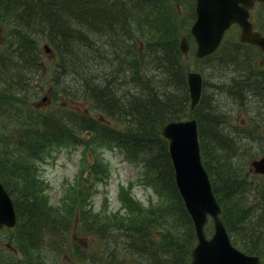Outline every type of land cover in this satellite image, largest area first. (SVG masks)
<instances>
[{
    "label": "trees",
    "instance_id": "trees-1",
    "mask_svg": "<svg viewBox=\"0 0 264 264\" xmlns=\"http://www.w3.org/2000/svg\"><path fill=\"white\" fill-rule=\"evenodd\" d=\"M179 2L0 0V180L12 198L17 216L12 234H16L18 244L12 246L20 252L19 258H15L18 264H46L39 245L47 244L49 250L56 252L55 240L64 241L69 230L77 231V224L89 228L86 234L98 236V245H106V238L112 242L104 254L76 248L78 259L84 256L93 259L96 253L98 258L93 262L105 264H190V250L196 241L194 227L176 188L167 141L160 132L163 124L185 119L189 114L186 71L190 63L183 61L185 54L179 49L183 17ZM194 17L192 8L185 21ZM254 21L257 24L258 18ZM44 42L57 59L50 60L52 64L47 66L42 63L44 51L38 45ZM235 43L239 49L247 45L246 50H230L222 43L202 62L208 64L213 76L227 78L219 84L218 89L227 83L218 93L229 95L245 106L262 105L264 111V64L259 69L251 64L264 54L250 44ZM220 65L229 68L215 72ZM236 65L243 66L240 72L245 75L229 79ZM34 70L43 77L49 75L48 83L37 96L31 92L30 96L21 94L29 86ZM32 84H38V80ZM251 86L256 89L250 91ZM44 91L45 94L61 91L63 100L68 97L75 103L87 100L99 116L88 114L85 108H73L67 101L43 111L30 106ZM30 97L33 100L29 101ZM205 98L206 93L201 100ZM211 106L207 109L200 101L192 113L198 120L202 161L232 241L244 252L259 255L263 264L261 246L264 248V243L254 240L259 236L247 235L254 231L264 235V194L261 186L251 184L241 170L237 174L228 170L233 168L246 140L224 132L219 127L220 117L213 113ZM246 114L258 126L263 112L252 107ZM26 116L31 118L24 121ZM214 145L225 152L216 162V170L208 161ZM105 146L116 149L125 160L137 166L142 179L158 198L168 201L160 210L161 220L158 208L154 209V215L153 211L138 212L131 224L125 223L131 220L126 219L130 215L121 216L119 211L93 212L89 190H96L107 178L105 167V176H89L95 183L85 179L86 184L76 193L78 206L68 208L69 215L57 212V217L51 213L44 198V183L29 178L32 164L54 150L82 147L89 150L88 154L98 155ZM94 163L99 166V160ZM254 191L263 196L254 200L249 196ZM122 196L130 204L136 202L131 195L123 193ZM116 220L117 225L111 223ZM163 224L170 234L165 244L164 239L158 242L152 232L154 226ZM179 227L184 230L181 240H178ZM47 233L54 239L45 240ZM27 251L31 253L29 261H25Z\"/></svg>",
    "mask_w": 264,
    "mask_h": 264
},
{
    "label": "rangeland",
    "instance_id": "rangeland-1",
    "mask_svg": "<svg viewBox=\"0 0 264 264\" xmlns=\"http://www.w3.org/2000/svg\"><path fill=\"white\" fill-rule=\"evenodd\" d=\"M194 4L195 0H180L178 7L179 12L182 11L181 13L183 14L182 21L180 22V25H182L180 36L184 35L189 37V52L188 54L184 55L183 61H185L186 63H190V70L197 71L202 75L203 84L201 98H204L205 93L206 98L200 101L202 102V105L207 109L208 106L212 105L211 110H213L214 114L220 117L219 123L221 125L219 124V127L224 132H227L228 134L233 136L235 139L244 138L246 140L244 141V146L242 145V148L239 150L240 152L239 156H237L238 158L236 157L233 162V168L231 166V169L228 166V170H234L236 174L242 171V174L245 175L248 167H252L251 161L264 156L263 106L247 105L244 108L242 105V109L241 107H239V103L233 100L229 95L218 93L220 88L225 87L227 83L222 84V86L218 89L219 84L223 83V80L227 78H219L213 76L209 72L208 64H204L202 60H194V51L196 48V44L192 37L189 35V29L193 24V19L188 20L187 22L185 21V16L187 17V13L189 10L191 13L192 8H194ZM256 18H258V23L256 24L257 29L260 31H264V6L260 5L258 10H256L255 19ZM11 25H13L12 22ZM235 41L238 42L237 32L232 31L226 34L223 44H227L230 50H246L245 48L247 47V45H244L243 48L239 49V46H237ZM45 43L47 42L38 44L40 46V50L44 51L43 45ZM43 55L44 56L42 58V63H44L46 66L52 64L50 60H57L54 57L52 48L51 51L47 53H45L44 51ZM251 64L253 65L254 69L262 68V65L264 64V57L253 59L251 61ZM223 68L229 67H225L224 65L217 66L215 68V72L216 70H220ZM242 68L243 66L238 65L235 69L234 74H232L228 78L231 79L235 77L236 79H239L243 77L245 74L240 72ZM28 71H30V69H28ZM202 71L206 74L205 77ZM31 73L32 75L30 76L29 86L26 85L25 87L27 88L23 90L21 94L24 92L25 94H28L30 96L31 92L34 94V96H37L40 93L42 87L46 83H48L47 80H49V75L43 77L37 70H34ZM36 80H38V84H32ZM248 89H250V91H253L254 89H256V87L251 86V88ZM212 93H214V96H212ZM65 96L68 95L65 94ZM33 98L34 97H30L28 98V100L31 101L33 100ZM249 99H251L252 101L254 100V98L251 97H249ZM34 101H37V103L35 104L34 102L30 106L38 109L39 111H43L51 105L59 104L61 101H67V104L72 103L71 106L73 108L76 107L79 110L81 108H85L86 112H88V114H91L92 116H96L97 114V111L95 110V108H93L94 106L91 103H88L87 100L85 103H75L68 99V97L66 98V100H63L61 91L58 94H45L44 91L42 94H40L38 100L36 99ZM252 107L257 111L263 112L261 117L262 120L259 122L258 126L254 122H252L248 118V114H246V111H250ZM98 116L99 113L96 117ZM190 117H192V114L189 113L188 117L186 118ZM30 118L31 116H26L24 121H27ZM21 123H23V121H21ZM239 128H241L242 131ZM98 147H101V145H99ZM81 148L82 147L63 148L57 151L54 150L51 153L47 152V157L43 158V160L41 159L39 162H34L32 164V168L28 171L29 178H34L37 182L44 183V198L47 202V205L49 206V209H51V213L54 216L59 217V214L57 212H59L61 215H69L71 211L68 210V208L78 206V203L76 202V193L80 190V186L86 182L85 179L88 178L87 182L95 183L91 178H89V176H105V174L103 175V170L105 167L107 169L105 173L108 174L107 178L104 179L103 182H100L98 184L96 190H94L93 188L89 190L91 193V206L93 212H102L105 210L119 211V214H121V216L126 214L130 215L126 217V219H129L130 217L131 220H125V223L131 224V222L133 221V217L139 214L138 212L150 213L153 211L152 214L154 215V209L158 208L157 213H160L161 217L159 220L162 219V213L160 212V210L168 205V201L158 198V196L154 193L152 187L147 185L146 182L142 179L140 170L137 166H134L132 163L125 160L123 158V155L119 151H117L116 149H110L109 146L102 147L101 149H103L104 151H102V153L98 155H90L88 154L89 150H87L86 148L82 150ZM224 154L225 152L219 150L218 146L214 147L213 154H210V157L208 158L210 167L212 169L216 170V162H218V160L222 158ZM96 160H99V166L94 163ZM100 164H102V166ZM257 175V177H254V175H247L248 177H246L248 178L247 180L249 182L254 181L255 185L258 183L262 188V193L264 194V174ZM254 192L255 193H251L249 195L254 200H257L258 196H263L262 193L257 194L256 191ZM123 193L128 196L131 195L132 197H134L136 202H134V204L128 203V201H126L125 199V196H122ZM148 216L152 217L150 214ZM111 223H115L117 225L119 221L116 220L112 221ZM77 225H79L75 229L77 231L73 232V228L69 230L68 237H66L64 241L58 242V239L55 240L54 248L57 249V253L51 250L52 248H50L49 250V246L47 244L39 245L41 248H43L42 257L44 256L46 264H105V262L103 261L93 262V260H97L98 258V255H96V253L93 254L95 255L93 259L91 258V256H84L82 259L77 258L75 254L76 248L87 250L94 249L97 250V252L104 254L109 248L112 247V242L107 238L104 239L106 245H98L100 239L98 238V236L96 237V235L93 234H86L89 232V228H82V225ZM12 230L14 229H0V264H8L9 262H11V264H18L15 258L18 257L20 252L17 253L16 249H14L13 247L18 244V238L17 236H15L16 234H12ZM177 231L179 236L178 240H181L184 230L179 227ZM152 232L155 233L154 237L158 242L162 239L165 240L164 244L165 242H169L170 234L169 229L166 225L163 224L154 226L152 228ZM212 232L213 224L212 221L209 220L205 227L206 236L209 237ZM100 234L102 236L105 235L102 233H99L98 235ZM249 236H259L254 237V240L257 242L260 241L262 244L264 243V235L261 234L260 236L258 231L249 233L247 237ZM44 239H54V236L47 233ZM238 239L240 240V238ZM178 242L180 243L181 241ZM231 242L234 246H236L232 239ZM119 243L123 242L119 241ZM6 244H10L11 246H13L10 249L6 246ZM94 244H97L96 247ZM45 245L47 246L45 247ZM236 247L238 248V246ZM261 248L264 249L262 246ZM164 249L167 248L164 247ZM45 252H47V254H45ZM30 254L31 253L27 251V257L25 258V261L31 260ZM36 264H38V262H36Z\"/></svg>",
    "mask_w": 264,
    "mask_h": 264
},
{
    "label": "water",
    "instance_id": "water-1",
    "mask_svg": "<svg viewBox=\"0 0 264 264\" xmlns=\"http://www.w3.org/2000/svg\"><path fill=\"white\" fill-rule=\"evenodd\" d=\"M256 2L264 3V0H196V19L190 29L196 43L195 55L204 57L214 52L226 30L234 24L240 27L242 42L255 45L264 53V34L257 31L251 21ZM179 49L187 52L186 37L180 39ZM187 82L190 104L194 107L201 95V74L190 71ZM161 133L168 141L177 189L194 224L197 242L190 252V264H260L258 255L245 253L231 243L220 218L221 207L201 160L197 121L194 118L170 121L162 125ZM251 166L254 173L264 174V156L251 161ZM209 216L213 233L208 238L204 226ZM15 222L11 197L0 180V228L12 227Z\"/></svg>",
    "mask_w": 264,
    "mask_h": 264
},
{
    "label": "bare ground",
    "instance_id": "bare-ground-1",
    "mask_svg": "<svg viewBox=\"0 0 264 264\" xmlns=\"http://www.w3.org/2000/svg\"><path fill=\"white\" fill-rule=\"evenodd\" d=\"M43 48H44V51H45V53H47V52H49V51H51V48H50V46H49V44L48 43H45L44 45H43ZM183 53V52H182ZM184 54H188L187 52H185ZM195 55V54H194ZM194 58L195 59H197V60H202V57H197L196 55L194 56ZM54 70V69H53ZM56 71V70H55ZM191 70H190V68H188V70L186 71V82H187V74L190 72ZM57 73H58V71H57ZM62 75V74H61ZM63 76V75H62ZM202 76V75H201ZM52 77V76H51ZM58 77V76H57ZM60 78V77H59ZM55 80V79H54ZM187 87H188V90H189V86H188V82H187ZM198 104H196L194 107H191V104H190V102H189V113L190 114H192L193 113V110L195 109V107L197 106ZM240 106L239 107H241L242 108V104H239ZM247 105H249V104H247ZM246 105V106H247ZM245 105H243V107L245 108L246 107ZM4 109H7L8 107H3ZM13 109V108H12ZM9 112V111H8ZM247 112V111H246ZM248 113V112H247ZM190 118H194L196 121H197V123H198V120H197V118L192 114V117H190ZM190 118H185L184 120H186V119H190ZM252 122H254L255 123V121H253L252 120V118H250V117H248ZM179 120H182V119H179ZM179 120H172V121H179ZM262 120V119H261ZM260 120V121H261ZM198 126V125H197ZM168 147V146H167ZM251 168V167H250ZM250 168L248 167V170H247V172H246V175H254V176H258L257 174H260V173H254L253 171H251L250 170ZM251 182V184H253L254 183V181H250ZM9 194V193H8ZM14 206V205H13ZM14 210H15V207H14ZM16 213V212H15ZM190 217V216H189ZM190 219H191V217H190ZM191 221H192V219H191ZM192 223H193V221H192ZM193 227H194V224H193ZM2 228V227H1ZM0 228V229H1ZM194 232H195V229H194ZM195 237H196V235H195ZM15 249V248H14ZM190 263H191V261H190Z\"/></svg>",
    "mask_w": 264,
    "mask_h": 264
}]
</instances>
